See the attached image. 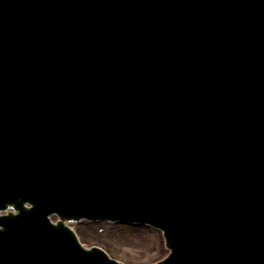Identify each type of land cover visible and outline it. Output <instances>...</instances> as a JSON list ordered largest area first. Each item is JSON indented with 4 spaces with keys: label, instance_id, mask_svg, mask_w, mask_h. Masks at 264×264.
Masks as SVG:
<instances>
[{
    "label": "water",
    "instance_id": "water-1",
    "mask_svg": "<svg viewBox=\"0 0 264 264\" xmlns=\"http://www.w3.org/2000/svg\"><path fill=\"white\" fill-rule=\"evenodd\" d=\"M8 206L0 264H123L81 218L159 228L155 264H264V0H0Z\"/></svg>",
    "mask_w": 264,
    "mask_h": 264
},
{
    "label": "rangeland",
    "instance_id": "rangeland-1",
    "mask_svg": "<svg viewBox=\"0 0 264 264\" xmlns=\"http://www.w3.org/2000/svg\"><path fill=\"white\" fill-rule=\"evenodd\" d=\"M70 225L84 245L99 246L125 264L150 263L167 252L161 232L147 224L82 219Z\"/></svg>",
    "mask_w": 264,
    "mask_h": 264
},
{
    "label": "bare ground",
    "instance_id": "bare-ground-1",
    "mask_svg": "<svg viewBox=\"0 0 264 264\" xmlns=\"http://www.w3.org/2000/svg\"><path fill=\"white\" fill-rule=\"evenodd\" d=\"M0 212H2V211H0ZM70 223H71V222H68L67 225H68L70 228H72V226L70 225Z\"/></svg>",
    "mask_w": 264,
    "mask_h": 264
}]
</instances>
